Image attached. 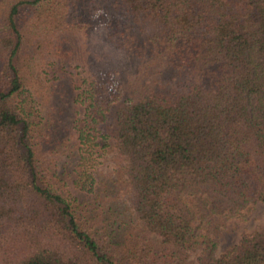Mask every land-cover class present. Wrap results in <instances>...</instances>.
Segmentation results:
<instances>
[{"label": "trees", "instance_id": "1", "mask_svg": "<svg viewBox=\"0 0 264 264\" xmlns=\"http://www.w3.org/2000/svg\"><path fill=\"white\" fill-rule=\"evenodd\" d=\"M256 204L264 0H0V264H264Z\"/></svg>", "mask_w": 264, "mask_h": 264}, {"label": "rangeland", "instance_id": "2", "mask_svg": "<svg viewBox=\"0 0 264 264\" xmlns=\"http://www.w3.org/2000/svg\"><path fill=\"white\" fill-rule=\"evenodd\" d=\"M88 52L92 59L91 72L96 75L109 70H116L123 63V56L111 48L105 39L101 28H95L88 36ZM222 236L218 245L217 254L236 244L241 235L264 228V205L256 204L243 213L240 218H222Z\"/></svg>", "mask_w": 264, "mask_h": 264}]
</instances>
